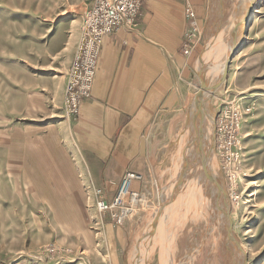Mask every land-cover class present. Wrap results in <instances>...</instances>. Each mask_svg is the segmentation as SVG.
Instances as JSON below:
<instances>
[{
	"label": "rangeland",
	"instance_id": "374dc122",
	"mask_svg": "<svg viewBox=\"0 0 264 264\" xmlns=\"http://www.w3.org/2000/svg\"><path fill=\"white\" fill-rule=\"evenodd\" d=\"M244 2L207 0L198 18L188 55L195 85L166 120L168 188L130 240L128 255L140 247L128 264H264V0L222 76ZM92 3L0 0V264H112L106 224L129 222L146 203L122 222L99 210L65 111L67 71ZM205 94L212 130L196 135L190 118L182 136Z\"/></svg>",
	"mask_w": 264,
	"mask_h": 264
},
{
	"label": "crops",
	"instance_id": "0c3cea01",
	"mask_svg": "<svg viewBox=\"0 0 264 264\" xmlns=\"http://www.w3.org/2000/svg\"><path fill=\"white\" fill-rule=\"evenodd\" d=\"M187 4L202 18L207 0H147L136 26H120L107 34L92 96L70 118L92 188L102 187L112 199L126 170L143 174L133 188L145 194L146 203L129 222L106 224L112 264H128L131 251L140 247L136 241L128 255L130 240L168 188L166 120L195 85L192 57L182 48Z\"/></svg>",
	"mask_w": 264,
	"mask_h": 264
},
{
	"label": "built area",
	"instance_id": "2783aa9c",
	"mask_svg": "<svg viewBox=\"0 0 264 264\" xmlns=\"http://www.w3.org/2000/svg\"><path fill=\"white\" fill-rule=\"evenodd\" d=\"M146 0H93L86 11L81 33L66 78L64 106L69 117L80 111L83 99L90 98L98 69L104 37L120 26L133 28L137 25L138 15ZM186 27L184 30L183 53L193 52L201 36V26L196 9L187 4L185 9ZM143 179L141 172L126 170L115 196L108 200L102 187H93L100 198L97 207L107 211L116 222H122L126 214L135 210L134 205L145 201V194L133 188L135 180Z\"/></svg>",
	"mask_w": 264,
	"mask_h": 264
},
{
	"label": "bare ground",
	"instance_id": "6f19581e",
	"mask_svg": "<svg viewBox=\"0 0 264 264\" xmlns=\"http://www.w3.org/2000/svg\"><path fill=\"white\" fill-rule=\"evenodd\" d=\"M244 1L245 2H244V4L242 5V8L239 11V13H240V15H239V23L240 24L238 23L235 26V28H236V31H235V33H236V40L235 41L236 42L235 41H234L235 43L233 42L234 44L232 45L231 49L229 50L230 51V55H228V57L226 59L227 62L225 63V69H224L223 74H222V76H225V77L228 74L227 68H228L229 62H230V60L232 58L231 57L232 56L231 54H233V52L236 51L239 48V46L242 44V40L244 38V31L247 28V25L253 19V16H252L253 8L256 5H259L262 2V0H244ZM220 66H221V64H220ZM205 118H206V114L204 113L203 110L197 116L192 117V123H193V127L195 129V134L196 135L200 134L201 132H203V133L205 132V133L208 134L212 130L211 129L212 128L211 122L213 120L211 118H208L209 119V124L206 125V119ZM194 140L197 142V145H196L197 151H196V157H195L197 159L198 158V152L200 153V151L202 150V147L199 144L200 141L197 140L196 137H194ZM202 145L204 146V140L202 141ZM198 148H199V151H198ZM200 155H201L200 158L201 157L203 158V160H202V162H203V165H202L203 166V171L207 172V171H209V169L207 167V160L205 161V157L207 156L206 155V152L203 151V152H201ZM209 163H210V160H209L208 164ZM214 166H212V167H214ZM211 176H212L213 182L216 183V185H217V187L219 189V192H220V190L223 191V188H222L221 184L219 183V181L214 177L213 174H211ZM225 213H227V211H225Z\"/></svg>",
	"mask_w": 264,
	"mask_h": 264
},
{
	"label": "water",
	"instance_id": "95a60500",
	"mask_svg": "<svg viewBox=\"0 0 264 264\" xmlns=\"http://www.w3.org/2000/svg\"><path fill=\"white\" fill-rule=\"evenodd\" d=\"M240 24V23H239ZM217 85V84H216ZM214 85V87L216 86ZM206 102V94L204 96H202L201 98V101L200 103L198 104L197 108L193 111H191L188 116H186L183 120V123L180 125V132H181V135L183 136V132H182V127H183V124L190 118L196 116L198 113H200L202 110H203V107H204V104ZM185 139L183 138V148H182V151H181V155H180V161L182 162V174L186 171V151H187V146H186V143L184 141ZM160 219V212L157 213L156 217L153 219L152 222H154V220H159Z\"/></svg>",
	"mask_w": 264,
	"mask_h": 264
}]
</instances>
